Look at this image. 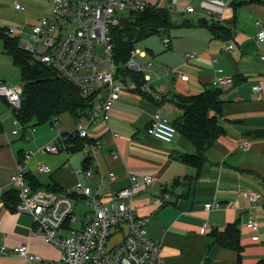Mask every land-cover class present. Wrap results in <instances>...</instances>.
I'll return each mask as SVG.
<instances>
[{"label":"crops","instance_id":"crops-1","mask_svg":"<svg viewBox=\"0 0 264 264\" xmlns=\"http://www.w3.org/2000/svg\"><path fill=\"white\" fill-rule=\"evenodd\" d=\"M147 1L154 9L169 12L173 28L145 38L150 48L135 52V61L139 56L145 60L139 64L151 68L150 91L124 90L109 123H90L87 117L75 122L64 114L58 125L51 126L54 135L37 140L35 126L32 131L23 128L22 135L13 129L18 123L14 109L6 98H0L4 127L0 134V239L8 248L7 253L0 254V264H40L14 253L23 245L49 264L58 262L61 256L58 248L46 242L32 217L17 212L12 204L16 196L11 177L20 158L29 151L35 152L26 174L33 189L63 193L81 182L105 205L130 185L131 176L141 179L153 175L155 182L135 193L133 205L139 216L149 219L146 229L161 245L164 264H264V42L257 40L256 25L257 21L264 23V0ZM17 3L24 9L17 10ZM52 7V0H0V30L20 29L22 34L16 38L24 45L32 27L49 16ZM188 7L194 12L187 13ZM164 38L170 39L168 47ZM230 44L235 45V54L228 50ZM0 53L8 56L1 37ZM193 53L196 56L189 59L187 55ZM220 68L234 77V83L221 88L222 113L210 111L209 115L217 118L224 134L208 152L204 171L198 172L187 159L197 156L188 138L178 132L171 143H164L148 135L147 127L156 112L171 123L178 121L183 110L177 100L214 90L213 80ZM182 75L189 80L183 81ZM118 77L117 83L121 84L130 85L134 80L131 75L123 77L119 73ZM255 86L262 90L256 91ZM108 94L107 87L101 89L103 98ZM79 123L87 124L90 138L101 142L96 164L87 163L83 150L71 155L65 150L58 154L36 152L56 136L75 132ZM244 142L249 146L241 147ZM41 166L52 170L39 172ZM80 168L91 170L92 177L75 173ZM111 172L116 180L107 177ZM254 192L259 194L256 204L251 202ZM164 196L168 200L158 204L156 201ZM72 200L76 215L85 199L77 194ZM209 203L219 207L206 211ZM90 211L81 217L76 215L72 226L82 228ZM250 221L258 223L257 230L248 227ZM234 223L241 234L239 252L215 244L212 234ZM205 224L211 230H205ZM122 232L116 233L112 241L121 238Z\"/></svg>","mask_w":264,"mask_h":264},{"label":"built area","instance_id":"built-area-1","mask_svg":"<svg viewBox=\"0 0 264 264\" xmlns=\"http://www.w3.org/2000/svg\"><path fill=\"white\" fill-rule=\"evenodd\" d=\"M51 14L40 19L32 27L29 39L22 44L24 51L44 66L55 70L61 77L69 81L84 95L96 93L97 99L90 114V123L111 120V112L120 99L124 90L150 91L149 65H140L135 61V53L122 65L123 77L129 72L144 77L141 84L133 80L132 84L117 83L119 79L116 65L115 30L121 26L124 18L132 14L143 13L150 8L147 0H52ZM17 10L24 9L16 4ZM187 13H193L194 8L188 7ZM127 13L126 16L123 14ZM257 40L264 42V23L256 22ZM13 37L20 36L22 31L18 28H9ZM166 47L170 44L169 38H164ZM228 50L235 54V45L230 44ZM195 53L187 55L193 59ZM264 60V56H262ZM183 81L189 77L181 76ZM234 83V77L220 68L213 80V86L226 88ZM107 87L109 94L106 98L101 96V89ZM258 92L261 86H255ZM23 88H9L0 85V98H6L14 110L21 107ZM32 131V129H29ZM14 131V134H17ZM147 133L164 142L171 143L178 131L176 127L162 113L153 114ZM70 138L82 140V150L87 159L96 164L97 152L101 148L98 139H91L88 125L79 123L75 132L58 135L50 144L39 147L36 152L58 154L65 150L69 155L73 153L74 146ZM241 147H248L247 142ZM34 151H29L22 157L12 174L11 184L18 193L19 201L15 210L32 217L37 229L41 231L47 243L61 251L58 262L54 264H164L161 245L149 235L146 225L148 218L138 215L133 205L135 193L146 185L155 182L153 175H145L141 179L131 176L130 185L115 194V201L109 205L99 201L98 194L79 182L74 189H67L63 193H54L47 189H33L26 179L27 164ZM51 167L41 166L39 172H51ZM75 173H84L92 177L91 170L75 169ZM110 180H116L115 173L107 175ZM80 194L85 199L91 211L86 215V222L80 229L72 225L77 221L73 196ZM0 193V198L2 197ZM258 193H251V202L256 204ZM168 196L159 198L156 202L163 204ZM219 207L218 204L205 205L206 211ZM248 227L257 230L258 223L250 221ZM204 229L211 230L208 224ZM122 232L121 238L114 242L116 233ZM8 248L0 239V254L7 253ZM14 253L26 261L49 264L41 256L32 253L27 245L16 247Z\"/></svg>","mask_w":264,"mask_h":264},{"label":"trees","instance_id":"trees-1","mask_svg":"<svg viewBox=\"0 0 264 264\" xmlns=\"http://www.w3.org/2000/svg\"><path fill=\"white\" fill-rule=\"evenodd\" d=\"M171 28L173 23L167 10L150 7L143 13L133 14L127 25L119 27L114 33L118 73L123 74L122 65L130 59L134 51V41L160 35ZM0 37L4 41V52L12 58L14 65L21 73L22 103L20 109L14 112L17 122L25 131L38 125L56 126L64 114H69L75 122L90 117L97 99L96 93L84 95L55 70L35 61L22 49L18 38L11 36L9 31L0 30ZM127 75H131L139 84L143 82L142 75L131 72ZM221 92V88L215 87L214 90L206 91L199 96L180 97L177 100L183 115L172 124L195 145L197 156L187 159L197 167L198 172L204 171L208 164V152L224 134L217 118L209 115L210 111L222 113ZM3 132L4 127L0 120V134ZM69 141L74 146L73 152L82 150V140L70 138ZM19 161H22V157ZM87 161L89 165L92 163L89 159ZM15 196L16 200L12 203L14 208L19 201L16 191ZM212 234L215 244L229 247L237 252L241 250V234L237 223L230 224L225 231H214Z\"/></svg>","mask_w":264,"mask_h":264},{"label":"rangeland","instance_id":"rangeland-1","mask_svg":"<svg viewBox=\"0 0 264 264\" xmlns=\"http://www.w3.org/2000/svg\"><path fill=\"white\" fill-rule=\"evenodd\" d=\"M123 15L126 16L127 13H124ZM146 43H147L146 39L134 41V53L137 52V50L147 51V47L149 46ZM144 61L145 60L137 56L136 58L137 63L142 64ZM154 64L156 65V62ZM147 73L150 74V71H148ZM0 80H6L5 86L9 88H16L19 86L23 87L20 70L14 65L12 59L9 56L7 57L3 56L1 53H0ZM13 129L19 131L21 133L20 135H22L24 130L23 127L18 123H15ZM34 130H37V133L35 134V138L37 140L38 138H40L41 140L48 139L51 136V134L54 135L55 132L51 130V126L49 124L35 126ZM30 134H33V132H31ZM90 209L91 208L88 207L86 202L81 203V206L76 209V215L81 217L83 216L84 212L90 211Z\"/></svg>","mask_w":264,"mask_h":264},{"label":"water","instance_id":"water-1","mask_svg":"<svg viewBox=\"0 0 264 264\" xmlns=\"http://www.w3.org/2000/svg\"><path fill=\"white\" fill-rule=\"evenodd\" d=\"M130 21L129 18H124L122 21H121V26L124 27L125 25H127V23ZM126 41H128V39H126ZM6 84V81H0V85H5Z\"/></svg>","mask_w":264,"mask_h":264}]
</instances>
